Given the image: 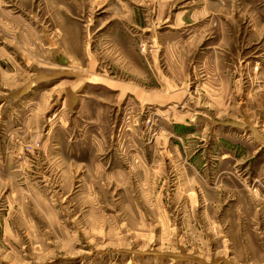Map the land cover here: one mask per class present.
<instances>
[{"label":"rangeland","instance_id":"1","mask_svg":"<svg viewBox=\"0 0 264 264\" xmlns=\"http://www.w3.org/2000/svg\"><path fill=\"white\" fill-rule=\"evenodd\" d=\"M0 264H264V0H0Z\"/></svg>","mask_w":264,"mask_h":264}]
</instances>
